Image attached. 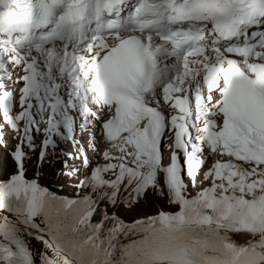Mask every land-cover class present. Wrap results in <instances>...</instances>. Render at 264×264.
Masks as SVG:
<instances>
[{
    "label": "snow or ice",
    "instance_id": "1",
    "mask_svg": "<svg viewBox=\"0 0 264 264\" xmlns=\"http://www.w3.org/2000/svg\"><path fill=\"white\" fill-rule=\"evenodd\" d=\"M0 148V264H264V0H0Z\"/></svg>",
    "mask_w": 264,
    "mask_h": 264
},
{
    "label": "rangeland",
    "instance_id": "2",
    "mask_svg": "<svg viewBox=\"0 0 264 264\" xmlns=\"http://www.w3.org/2000/svg\"><path fill=\"white\" fill-rule=\"evenodd\" d=\"M8 139H9V144L11 145V143H13L11 135H9ZM5 157H6V153H5L4 149L0 148V161H3L5 159ZM122 242H125V241H122Z\"/></svg>",
    "mask_w": 264,
    "mask_h": 264
}]
</instances>
